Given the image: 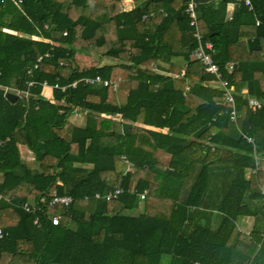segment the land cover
<instances>
[{
	"label": "trees",
	"instance_id": "trees-1",
	"mask_svg": "<svg viewBox=\"0 0 264 264\" xmlns=\"http://www.w3.org/2000/svg\"><path fill=\"white\" fill-rule=\"evenodd\" d=\"M188 1L133 0L126 11L121 0L0 1V264H161L166 255L167 264H264V104L247 107V96L264 101V0H250L252 9L238 0L230 19L233 0H194L234 88L236 122L191 58ZM95 75L118 87L78 82L53 89V101L42 95L43 81ZM29 81L27 97L5 98L4 87ZM74 110L85 112L83 125L70 121ZM245 135L261 160L249 177ZM115 187L123 192L105 200ZM54 190L72 203L17 206L35 208ZM240 217L253 218L248 232ZM17 239L32 249L18 252Z\"/></svg>",
	"mask_w": 264,
	"mask_h": 264
},
{
	"label": "built area",
	"instance_id": "built-area-1",
	"mask_svg": "<svg viewBox=\"0 0 264 264\" xmlns=\"http://www.w3.org/2000/svg\"><path fill=\"white\" fill-rule=\"evenodd\" d=\"M1 2H4L6 0H0ZM12 2L16 7L20 8V5L22 3V0H8ZM246 6L249 7V9H252V4L250 0H242ZM238 0H233L231 4H236ZM196 7L197 3L194 0H189L187 3V6L185 8V13L188 17V25L193 29L192 36L196 41V47L192 52V57L194 60L198 61L201 65L202 69L214 77V82L212 83L213 86L217 89H219L222 93V96L224 98L225 103H227L230 107L228 112L229 119L231 122H236L238 119V114L235 108L234 103V88L232 85L229 84L228 80L224 78L222 71L220 70L218 64L213 59V44L208 41L204 40L202 37V34L198 27L197 22V13H196ZM232 14V10H230L227 13V17L230 19ZM152 15V12L150 13ZM146 16L144 15L143 18ZM256 24H258L256 22ZM65 34V32L63 33ZM42 57H39L37 62L41 60ZM37 67V64L34 65V68ZM232 69V63H229L227 66L228 72H230ZM30 72V71H29ZM185 69L182 68L180 70V75H184ZM78 82H83L84 84H100L102 86H108L112 85L113 90H116L118 87L117 82H111L109 80L101 78L100 75H95L93 77H82L77 80H74L72 82H68L65 85H61L58 82L54 83L53 85H49L46 81H43L41 83L42 88H51V89H59L61 91H64L66 88H74ZM34 84L33 81L27 82V88L24 90L20 89H11L9 87H4V92H12L17 95V97H20L21 95H24L25 97L28 96V89L32 87ZM264 104L263 100L257 99L255 97H249L247 96V107L251 111H257L262 108ZM119 117V116H117ZM246 141L248 143L253 144V157H254V165L253 167L247 169L246 176L249 177L251 175H255L260 167V158L255 153L254 148V139L252 136L245 135ZM123 192V189L121 187H115L113 189H110L108 192H106L102 197L105 200H111L116 198L118 195H120ZM145 193H141L140 199H144ZM100 194H95V198H100ZM73 201L72 196L68 194H57V192L54 190L52 192L51 197L48 200L41 201L40 204H38L35 208L31 207L28 202H22L19 203L17 206L21 207L26 212H34V210H37L39 212H44L46 209H56L59 207H68ZM50 222L52 225H57L60 222V214L54 213L48 216ZM38 219L35 218L33 223L37 224ZM1 235V230H0ZM194 264H200L199 262H195Z\"/></svg>",
	"mask_w": 264,
	"mask_h": 264
},
{
	"label": "crops",
	"instance_id": "crops-1",
	"mask_svg": "<svg viewBox=\"0 0 264 264\" xmlns=\"http://www.w3.org/2000/svg\"><path fill=\"white\" fill-rule=\"evenodd\" d=\"M133 0H121V2L118 3L119 9H122L124 11L129 10L133 7ZM92 1L88 3V5H91ZM235 7V4H231L229 2L228 5V12L230 10L233 11ZM34 39H39L42 40L43 38L41 37V34L38 30L34 31L31 35ZM47 40V39H43ZM193 59V57L191 56ZM106 62H112L110 58H104ZM52 90L51 88H42V95L46 97L48 100L53 101L52 99ZM85 120V112L79 111V110H74L72 115L70 116V121L74 123L75 125H83ZM19 150L21 153V157L26 161H32V154L30 151L27 149L25 145H20ZM253 224V218L252 217H240L236 220V225L239 230L243 232H248ZM32 249V243L30 241L24 240V239H17L16 241V250L18 252H28Z\"/></svg>",
	"mask_w": 264,
	"mask_h": 264
},
{
	"label": "water",
	"instance_id": "water-1",
	"mask_svg": "<svg viewBox=\"0 0 264 264\" xmlns=\"http://www.w3.org/2000/svg\"><path fill=\"white\" fill-rule=\"evenodd\" d=\"M235 66V65H234ZM5 98L10 101V102H14L17 99V95L12 93V92H6L5 93Z\"/></svg>",
	"mask_w": 264,
	"mask_h": 264
},
{
	"label": "rangeland",
	"instance_id": "rangeland-1",
	"mask_svg": "<svg viewBox=\"0 0 264 264\" xmlns=\"http://www.w3.org/2000/svg\"><path fill=\"white\" fill-rule=\"evenodd\" d=\"M94 55H97L98 53H96V52H92ZM100 62L101 63H105L106 62V60L104 59V58H102V59H100ZM108 62V61H107ZM25 160H26V158H25ZM169 261V256H164L163 258H162V260H161V264H167V262Z\"/></svg>",
	"mask_w": 264,
	"mask_h": 264
}]
</instances>
